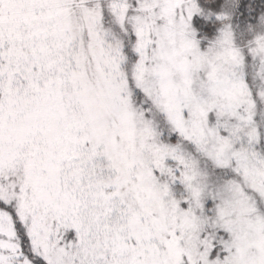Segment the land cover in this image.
<instances>
[{
    "label": "snow or ice",
    "instance_id": "snow-or-ice-1",
    "mask_svg": "<svg viewBox=\"0 0 264 264\" xmlns=\"http://www.w3.org/2000/svg\"><path fill=\"white\" fill-rule=\"evenodd\" d=\"M0 264H264V0H0Z\"/></svg>",
    "mask_w": 264,
    "mask_h": 264
}]
</instances>
